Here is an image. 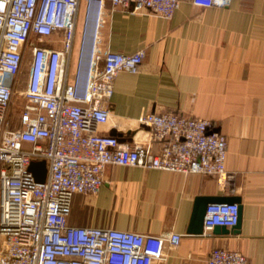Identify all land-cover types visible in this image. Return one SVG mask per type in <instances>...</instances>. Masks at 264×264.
<instances>
[{"label":"built area","instance_id":"built-area-1","mask_svg":"<svg viewBox=\"0 0 264 264\" xmlns=\"http://www.w3.org/2000/svg\"><path fill=\"white\" fill-rule=\"evenodd\" d=\"M234 0H192L201 8ZM107 3L149 10L172 19L181 0H87L75 53L80 0H0V264H155L183 234L149 235L113 228L70 225L75 194H97L109 165L141 166L213 176L226 190L228 139L210 119L162 109L142 116L155 152L145 142L123 143L100 131L118 73L139 72L145 50L103 52L99 34ZM55 34L58 38L54 40ZM59 41L61 46L42 45ZM75 60V62H74ZM74 64V67H73ZM26 101L9 120L14 96ZM29 147H26L25 145ZM46 161L47 178L36 180L32 162ZM239 203L209 204L204 233L231 228ZM208 264H250L240 251L212 250Z\"/></svg>","mask_w":264,"mask_h":264},{"label":"crops","instance_id":"crops-1","mask_svg":"<svg viewBox=\"0 0 264 264\" xmlns=\"http://www.w3.org/2000/svg\"><path fill=\"white\" fill-rule=\"evenodd\" d=\"M86 6L80 0L77 49ZM48 44L61 46L45 39ZM99 46L103 52H146L139 72L115 78L109 121L100 131L116 129L123 143L145 142L157 152L162 144L151 142L144 114L167 109L210 119L212 130L227 136L226 166L234 181L224 190L209 175L109 165L97 194L74 195L69 224L183 234L180 245L167 246L166 258L155 264H208L212 250L223 247L242 252L250 264H264V0L210 8L181 0L172 19L107 3ZM232 196L242 207L238 228L189 231L199 198Z\"/></svg>","mask_w":264,"mask_h":264},{"label":"water","instance_id":"water-1","mask_svg":"<svg viewBox=\"0 0 264 264\" xmlns=\"http://www.w3.org/2000/svg\"><path fill=\"white\" fill-rule=\"evenodd\" d=\"M111 135L117 136L120 141H125V138H123V135L119 133L116 129L111 131ZM30 169L33 171L36 180L40 182H44L47 178L48 173V167L46 161H34L32 162ZM214 202H237L240 203V198L237 196L232 197H226L224 199L220 198H199L197 207L194 213L193 221L190 227L191 233L201 234L204 230V218L206 215L207 208L209 204ZM241 217H242V207L239 205V220L238 223L231 227V229H236L240 226L241 223ZM215 231H223L224 233H228L230 230H228L225 226H215Z\"/></svg>","mask_w":264,"mask_h":264},{"label":"rangeland","instance_id":"rangeland-1","mask_svg":"<svg viewBox=\"0 0 264 264\" xmlns=\"http://www.w3.org/2000/svg\"><path fill=\"white\" fill-rule=\"evenodd\" d=\"M78 42H79V40L77 38L76 43H75V53H76V50H78L77 49ZM75 53H74V56H75ZM73 67H74V64H73ZM25 103H26V101L23 100L22 97L19 96L18 94H16L14 96V100H13V104H12V107L10 110V116H9V120L11 122H14L20 116L21 109ZM25 146L29 147L27 144Z\"/></svg>","mask_w":264,"mask_h":264},{"label":"trees","instance_id":"trees-1","mask_svg":"<svg viewBox=\"0 0 264 264\" xmlns=\"http://www.w3.org/2000/svg\"><path fill=\"white\" fill-rule=\"evenodd\" d=\"M44 42H42V45H43Z\"/></svg>","mask_w":264,"mask_h":264}]
</instances>
